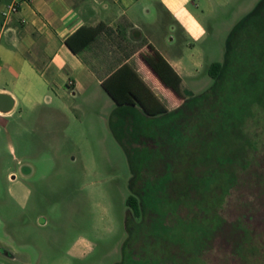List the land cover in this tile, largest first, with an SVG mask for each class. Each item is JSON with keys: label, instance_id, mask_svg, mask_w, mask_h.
<instances>
[{"label": "rangeland", "instance_id": "rangeland-1", "mask_svg": "<svg viewBox=\"0 0 264 264\" xmlns=\"http://www.w3.org/2000/svg\"><path fill=\"white\" fill-rule=\"evenodd\" d=\"M260 1L192 0L199 21L192 31L180 23L159 30L144 27L159 48L188 63V87L201 94L216 86L200 118L190 121L186 146H171L172 136L167 138L170 145L148 136L130 142L145 197L144 219L127 223L134 169L112 126L115 107L106 98H71L60 121L43 123L35 114L11 118L9 140L16 144L19 158L7 147L2 155L20 172L19 159L32 165L26 180L32 192L28 200L0 203V244L19 251L18 258L10 260L0 251V262L117 264L127 253L124 264H264V184L250 173L226 202L222 179L214 183L209 173L213 154H222V135L233 133L231 127H222L224 101L235 112L248 103L246 123L264 132V9L252 13ZM230 39V73L216 83L210 67L225 62ZM166 92L172 107L182 103L177 92ZM182 115L167 117L164 127L171 128L174 121L175 131H181ZM231 117H225L226 123ZM0 187L8 193L5 167H0ZM196 216L204 217V223H198L204 231L219 224L199 241L194 240ZM84 241L87 247H82Z\"/></svg>", "mask_w": 264, "mask_h": 264}, {"label": "crops", "instance_id": "crops-1", "mask_svg": "<svg viewBox=\"0 0 264 264\" xmlns=\"http://www.w3.org/2000/svg\"><path fill=\"white\" fill-rule=\"evenodd\" d=\"M14 1L0 0V92L11 94L15 100L11 111L0 113V167L6 168L8 181V193L0 187V203L28 200L32 192L26 181L32 165L19 159L20 172L2 155L7 147L14 159L19 158L16 144L9 140L12 117L23 119L35 114L43 123L60 121L68 101L80 97L91 101L106 98L115 112L118 102L104 80L127 62L136 67L169 108H175L166 92L172 89L150 61V44L180 72L184 90H193L185 82L190 67L172 51L159 48L154 36L145 34L144 27L159 30L180 23L192 31L199 22L190 6L192 0H21L20 10L6 14ZM97 26H102L101 31L79 52L68 44V38L76 35L73 40L80 46L92 36L91 27ZM81 111L84 115L83 108ZM128 112L126 109L122 112L126 114L117 116V127L123 135L131 128L133 117ZM87 245L84 241L82 247ZM0 251L7 260L19 256L14 246L0 244Z\"/></svg>", "mask_w": 264, "mask_h": 264}, {"label": "trees", "instance_id": "trees-1", "mask_svg": "<svg viewBox=\"0 0 264 264\" xmlns=\"http://www.w3.org/2000/svg\"><path fill=\"white\" fill-rule=\"evenodd\" d=\"M262 9H264V0H261L259 2L257 8L252 13H255L256 11H260ZM252 13L248 16H251ZM246 18L244 19V21L246 20ZM244 21L240 22L234 28L233 33L237 32V30L239 29L241 24L244 23ZM91 29L93 31L92 36L85 42H82L80 46H77V44H75L73 40L75 39L76 35L68 38V44L76 52H79L83 48V46L88 44L90 40L97 36V34L101 31L102 26L91 27ZM231 39L229 41V49L225 62L216 61L210 67V73L217 79L216 83L221 80L223 83L230 73H228V71L231 68L233 62L231 56V51L233 50ZM150 48L152 50V56L150 58V61L154 69L157 71L159 76L162 78L163 82L168 87H170L173 91L181 95L182 103L179 106L175 108H169L167 104L157 94V92L142 77L136 67L131 63L127 62L123 64L120 68H118L115 72H113L109 77L104 80V86L118 102V108L116 109L112 117L113 129L115 130V133L117 134L120 141L125 145L126 149L128 150L134 169V175L131 181L132 188L134 191L128 200L130 209L128 213L127 223L132 222L135 219L138 220L141 217H143L144 219L145 217L143 202L145 197L143 196L141 185L137 181V172L135 170L136 166L134 164V157L131 150L130 142L132 143L135 141V143L137 144L142 142H139V138L144 139L145 136H148L155 137L154 140H159L162 144H167V138L169 136H172L170 137L171 142L168 141L171 146L174 145L178 148L180 143L186 146L187 143L190 142V121L193 120V116L200 118V116L202 115L203 107H205L208 102L212 99V90L216 87L213 86V89L211 88L201 94H198L190 89L184 90L182 86V75L176 69V67L153 43L150 44ZM237 64L238 61L236 65ZM232 92L234 93V90H232ZM224 93L226 92L224 91ZM222 99L224 100L226 98ZM224 102L222 103V127H231L233 133L226 136L222 135V154L219 156L215 153L213 154L210 159L211 168L209 169V173L210 175L215 177V179L213 178L214 183H219V181H221L222 179V195H226L225 201L227 202L228 196L232 192V189L238 186L242 180H246L247 175L250 173H254L256 176V180L264 184V132L254 131L253 127L246 123L245 120L247 119V115L250 113L249 111L247 112V109L249 107L245 108V106L249 105L248 103H244V110L235 112L231 108V104L228 107L227 103L226 105H224ZM126 109H129L128 114L133 118L132 120H130L131 128L129 132L123 135L120 133L117 127V116H120L121 113L124 112ZM181 111L183 112V117L182 119H180V121L185 122H183L184 124L180 125L181 128L179 130L181 131H175L176 122L174 121H172L171 123V128L167 129L166 127H164V121L167 117H171L173 114ZM240 112L243 113L241 116H244V119H241L242 121L238 119V115ZM225 117H231L229 118L230 120L227 121L228 123H226ZM157 118L158 120H163V124L159 122ZM200 120L201 119H198L197 121L201 122ZM238 125L240 126L239 128ZM234 127H237V129H234ZM169 131L171 133H169ZM176 138L178 139L177 144ZM197 141L198 144H200L201 146L200 137H197ZM225 201L222 200L223 205L227 204ZM194 219H196L197 224V228L195 229V231L196 233H198L197 237L194 239L196 241L198 239H204V235L207 236V234H212L216 230V227L219 226V224L217 226H211V228L208 226L210 229L205 227L204 231L199 227L200 225L198 224L204 223V217L196 216ZM224 222L225 219L222 213V226ZM130 231L131 233L134 232L131 229ZM126 259L127 253L124 260L117 262V264H124Z\"/></svg>", "mask_w": 264, "mask_h": 264}, {"label": "water", "instance_id": "water-1", "mask_svg": "<svg viewBox=\"0 0 264 264\" xmlns=\"http://www.w3.org/2000/svg\"><path fill=\"white\" fill-rule=\"evenodd\" d=\"M15 100L11 94L0 92V110L7 112L11 111L14 107Z\"/></svg>", "mask_w": 264, "mask_h": 264}, {"label": "built area", "instance_id": "built-area-1", "mask_svg": "<svg viewBox=\"0 0 264 264\" xmlns=\"http://www.w3.org/2000/svg\"><path fill=\"white\" fill-rule=\"evenodd\" d=\"M21 7V0H15L9 8L6 10V14H11L13 12H16L20 10ZM0 113H5L4 111L0 110Z\"/></svg>", "mask_w": 264, "mask_h": 264}]
</instances>
